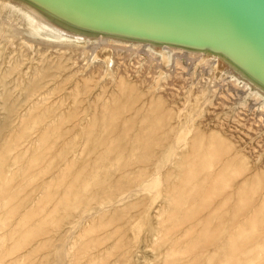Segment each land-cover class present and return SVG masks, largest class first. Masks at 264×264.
Wrapping results in <instances>:
<instances>
[{
	"label": "rangeland",
	"instance_id": "374dc122",
	"mask_svg": "<svg viewBox=\"0 0 264 264\" xmlns=\"http://www.w3.org/2000/svg\"><path fill=\"white\" fill-rule=\"evenodd\" d=\"M81 18L0 0V264H264L245 45Z\"/></svg>",
	"mask_w": 264,
	"mask_h": 264
},
{
	"label": "bare ground",
	"instance_id": "6f19581e",
	"mask_svg": "<svg viewBox=\"0 0 264 264\" xmlns=\"http://www.w3.org/2000/svg\"><path fill=\"white\" fill-rule=\"evenodd\" d=\"M51 1L57 6H61L62 9L73 10L74 13L82 17L81 19L84 17L87 18L86 20L88 21L107 20L113 26H110V24L106 26L118 27L126 31L139 32L146 35L163 33L172 37L194 42L204 39L202 36L204 31L213 32L226 38L230 37L233 40L245 45L243 53L255 67L254 69L259 73L264 74V43L258 38L251 36L246 31H242L229 24H225L220 21L213 22L202 17L199 18L189 12H171L166 9L154 7L151 3L142 0ZM16 11L20 13V10ZM218 66L219 65H217V67ZM226 70L227 68L225 67L222 69V71ZM230 79H233L235 87H241V85H243L242 89L246 91L254 88V84L250 82V80L243 79L238 75H234V73H230ZM255 98L261 102V100L264 99V91L258 90L257 93H255ZM262 107L263 106H261V108ZM198 161L199 160L196 162ZM198 167L199 169H197V171L195 170V174L193 175L204 178L205 176L202 166L200 165ZM258 209L264 211V205L260 204ZM247 246L249 245L247 244ZM233 249L234 248H232V250ZM236 251L234 250V252ZM231 252L233 253V251Z\"/></svg>",
	"mask_w": 264,
	"mask_h": 264
},
{
	"label": "water",
	"instance_id": "95a60500",
	"mask_svg": "<svg viewBox=\"0 0 264 264\" xmlns=\"http://www.w3.org/2000/svg\"><path fill=\"white\" fill-rule=\"evenodd\" d=\"M142 1L149 2L154 7L166 9L171 12H189L191 14L198 16L199 18L202 17L211 20L213 22L220 21L222 23L229 24L231 26L239 28L242 31H246L251 36L258 38L261 42L264 43V0H142ZM114 29H118V28L114 27ZM165 39H172V38H165ZM174 40H179V39H174ZM179 41L187 42L184 40H179ZM197 45H210V44H197ZM223 51H226L234 55L230 51L227 50H223ZM245 64L248 65L247 63Z\"/></svg>",
	"mask_w": 264,
	"mask_h": 264
}]
</instances>
